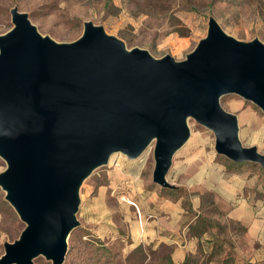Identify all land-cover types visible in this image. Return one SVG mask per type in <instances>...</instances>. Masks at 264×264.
<instances>
[{
	"label": "water",
	"instance_id": "1",
	"mask_svg": "<svg viewBox=\"0 0 264 264\" xmlns=\"http://www.w3.org/2000/svg\"><path fill=\"white\" fill-rule=\"evenodd\" d=\"M10 16L0 35V189L24 229L4 243L0 264H63L81 187L115 154L136 160L153 146L152 182L175 190L167 174L189 120L213 133L217 155L264 169V155L242 145L237 117L220 104L236 95L264 114L258 39L236 40L210 17L206 36L176 61L127 49L90 21L77 40L58 43L16 7Z\"/></svg>",
	"mask_w": 264,
	"mask_h": 264
},
{
	"label": "rangeland",
	"instance_id": "2",
	"mask_svg": "<svg viewBox=\"0 0 264 264\" xmlns=\"http://www.w3.org/2000/svg\"><path fill=\"white\" fill-rule=\"evenodd\" d=\"M14 7L58 43L77 40L90 21L127 49H144L157 59L184 60L206 36L210 17L228 36L264 44V0H0V35L12 28ZM220 104L237 117L242 145L264 155L261 110L236 95L223 96ZM188 126L190 138L167 174L175 190L153 184V146L136 160L113 155L84 182L79 226L67 239L63 264H172L168 242L179 229L200 246L186 264H210L224 254L264 264V169L217 155L213 133L193 120ZM23 229L0 189V257L4 243ZM34 264L51 263L39 257Z\"/></svg>",
	"mask_w": 264,
	"mask_h": 264
},
{
	"label": "crops",
	"instance_id": "3",
	"mask_svg": "<svg viewBox=\"0 0 264 264\" xmlns=\"http://www.w3.org/2000/svg\"><path fill=\"white\" fill-rule=\"evenodd\" d=\"M170 205V204H169ZM167 210L170 209L173 210L174 205L166 206ZM172 207V208H171ZM258 233L255 232V235ZM176 235L174 237V240H171L168 242V246L172 248L171 250V259L174 264H183L184 259L187 255L191 254L194 255L196 251L198 250L199 244L198 239L197 240H188L186 239L184 235V231L180 232V229L176 232ZM234 258L229 260L228 264H259V261L261 259H258L257 257H251V256H245L242 254H238V256L233 255ZM227 256L224 254V256L221 258V256H218V258H214L213 262H210V264H224V259H226Z\"/></svg>",
	"mask_w": 264,
	"mask_h": 264
},
{
	"label": "trees",
	"instance_id": "4",
	"mask_svg": "<svg viewBox=\"0 0 264 264\" xmlns=\"http://www.w3.org/2000/svg\"><path fill=\"white\" fill-rule=\"evenodd\" d=\"M219 247H220V245H219ZM189 255H190V254H189ZM187 256H188V255H187ZM187 256L185 257L183 264H186ZM188 257H189V256H188ZM231 259H232V258H230L229 255H227V258L224 259V264H228V263H229V260H231ZM172 264H173V263H172Z\"/></svg>",
	"mask_w": 264,
	"mask_h": 264
}]
</instances>
